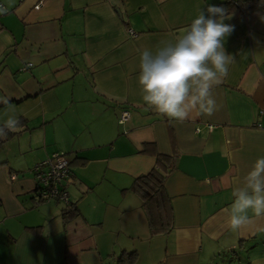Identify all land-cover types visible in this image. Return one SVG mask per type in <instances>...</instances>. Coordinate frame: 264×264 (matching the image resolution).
<instances>
[{
	"label": "crops",
	"instance_id": "1",
	"mask_svg": "<svg viewBox=\"0 0 264 264\" xmlns=\"http://www.w3.org/2000/svg\"><path fill=\"white\" fill-rule=\"evenodd\" d=\"M38 1L0 0V97L9 98L0 125L13 114L20 120L0 148V264H116L123 251H137V264H264V216L249 212L240 232L227 224L233 189L264 157V0L225 21L234 25L224 45L234 63L213 89L218 110L183 123L143 102L140 51L178 39L221 0H45L36 9ZM70 112L67 132L51 134ZM15 140L17 152L9 149ZM146 143L174 157L168 233L152 232L132 189L156 166ZM97 150L107 153L98 158ZM63 151L87 159L67 186L80 209L68 222L63 202H36L34 193L35 166ZM14 155L25 159L7 168ZM93 160L106 164L98 176L85 170Z\"/></svg>",
	"mask_w": 264,
	"mask_h": 264
},
{
	"label": "clouds",
	"instance_id": "2",
	"mask_svg": "<svg viewBox=\"0 0 264 264\" xmlns=\"http://www.w3.org/2000/svg\"><path fill=\"white\" fill-rule=\"evenodd\" d=\"M7 11L0 7V14ZM200 10L178 39L161 41L154 49L140 51L138 84L143 102L158 114L183 123L193 114L212 116L218 110L214 87L227 78L234 57L225 49L234 25L226 8L209 5ZM8 104L9 98L0 97ZM20 126L13 114L0 125V138ZM243 187L233 189L234 197L227 224L240 232L255 217L264 216V157H259L244 178Z\"/></svg>",
	"mask_w": 264,
	"mask_h": 264
},
{
	"label": "trees",
	"instance_id": "3",
	"mask_svg": "<svg viewBox=\"0 0 264 264\" xmlns=\"http://www.w3.org/2000/svg\"><path fill=\"white\" fill-rule=\"evenodd\" d=\"M259 4H261V0H221L214 4V6H222L230 13H244ZM17 133H19V131H11L6 138H0V148ZM143 152L156 156V166H154L149 172L136 177L132 189L142 196L143 205L148 213L152 232L168 233L173 227V207L169 200V196L166 193L165 178L172 168H174V157L172 155L159 153L155 143H146ZM63 153L66 155V152ZM68 160L71 172L70 176L73 181L70 183H64V189L67 191V186L75 182L73 166L83 164L87 159L75 155L72 159L68 158ZM40 189L41 185L39 183L34 189L36 202H43V200H37V195ZM77 215H80V209L70 199V203L65 204L63 209V219L65 222H68ZM137 261V251H123L118 256L116 264H137Z\"/></svg>",
	"mask_w": 264,
	"mask_h": 264
},
{
	"label": "built area",
	"instance_id": "4",
	"mask_svg": "<svg viewBox=\"0 0 264 264\" xmlns=\"http://www.w3.org/2000/svg\"><path fill=\"white\" fill-rule=\"evenodd\" d=\"M44 1L45 0H39L35 8L39 9ZM132 33L134 32L132 31ZM28 65L30 66L31 63ZM261 113H263V111ZM128 118L129 112L124 111L119 121L120 123H124ZM210 127L213 128L214 126ZM34 170L41 185V189L37 195L38 201L60 200L65 204L70 203V194L69 191L64 189V183H70L73 179L70 176L69 160L63 152H56L48 159L39 162ZM12 177L15 178V175Z\"/></svg>",
	"mask_w": 264,
	"mask_h": 264
},
{
	"label": "rangeland",
	"instance_id": "5",
	"mask_svg": "<svg viewBox=\"0 0 264 264\" xmlns=\"http://www.w3.org/2000/svg\"><path fill=\"white\" fill-rule=\"evenodd\" d=\"M74 116H75V113L70 112V113H68L66 116L56 117V119L54 120V121H55L54 124H53L52 126L49 127L50 133L52 134V132H54V131H55V132L58 131L60 134H65V133L67 132L68 127H69V124H71V122H72ZM38 122H39V120H38ZM92 127L95 128V126H93V125H92ZM85 131H86V132H85ZM44 133H46V132L39 131V132L35 135L34 140H36V139L39 140L41 137H43ZM79 134H80V131H79ZM83 134H88L87 128H85V130H83V132H82V134H81L80 136H82ZM80 136H78V140H79V137H80ZM20 145H21V141L15 140V141L13 142V144L10 145L9 149H11L13 152H14V151L17 152L18 150L21 149V148H19ZM104 147H105V146H104ZM104 147L101 148V149H104ZM97 149H99V148H97ZM9 151H10V150H9ZM97 151H99V154H101V155H99V156H101V157H98V158H102V157H103V154H104V153H107V152H102V151H107V150H97ZM63 152H64V151H63ZM3 153H6V152H2V151H0V154H3ZM97 153H98V152H97ZM66 156H67L68 158L72 159L74 155H73V152L66 151ZM45 158H47V156L41 158L40 160H43V159H45ZM11 159H12L11 164L8 165L7 168H9L10 166H12V167L18 169L17 166H19V160H23V159H25V157H21V156L18 157V156H15V155H14V156H11ZM40 160H39V161H40ZM105 166H106V164H105L103 161L93 160V161H91L90 166H89L88 168H86L85 170H86L87 172H95V173L97 174V176H98V169H97V167H103V170H104ZM81 167H82V166L74 165V166H73V169L76 170V172H80V168H81ZM99 176H100V178L98 177L99 179H97V180H99V182H102L103 184L106 183L105 181H103V179H102V177H101L102 175H99ZM71 187H72V186H71ZM76 190H77L76 187H72V188H71V192H73V193H75ZM68 191H70V190H68ZM72 196H73V194L71 193V196H70V197H72ZM45 202H47V201H45ZM64 204H65L64 202H63V203H60V204H59L60 208H62V207L64 206ZM60 212H61V211H60Z\"/></svg>",
	"mask_w": 264,
	"mask_h": 264
}]
</instances>
